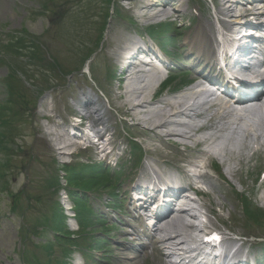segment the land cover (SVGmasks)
<instances>
[{
    "label": "rangeland",
    "instance_id": "374dc122",
    "mask_svg": "<svg viewBox=\"0 0 264 264\" xmlns=\"http://www.w3.org/2000/svg\"><path fill=\"white\" fill-rule=\"evenodd\" d=\"M135 1L137 2V0H116L114 13L106 18L105 14L108 8L104 0H0V107L13 109V115L12 111L6 109H3L1 113L6 110L5 115H8V119L11 120L10 126L14 127L17 133L14 135L13 143H8L11 148L8 154L9 165L5 169V175L0 177V264H25L21 255L25 227L29 228V232L36 229L31 226L30 222L41 220L45 213L49 214L50 206L55 201L59 202L61 199L64 207H72L74 203H80L66 197L64 186L70 183L68 182L69 174L65 172L63 164L104 163L105 153L112 149L108 154L110 161L115 163L114 159L118 157L117 162L119 163L127 158L134 167L136 162L132 155L129 156V149H132L133 142L130 136L134 135H137L134 137L138 139L139 143L141 142L139 145L142 151L137 152V155L143 154L140 164L150 162L156 165L159 162L157 158L150 159L148 143L152 146L156 145L163 154L168 156V160H177L170 149H165V142L153 140L154 137L149 138L140 127L133 126L132 122L135 120L124 113L125 104L130 105L134 95L132 93L124 95L123 91L131 86L136 79H121L117 75L115 67L121 53L128 45L129 33H133L135 37L140 34L135 33L134 25H128L127 22L121 20V17L138 22V26L144 28L148 25L146 23L151 21L146 15L152 11L151 7H143L147 11L140 8V22L134 15L129 16L118 5L121 2L127 7L133 8ZM197 1L200 4L201 1L204 2L203 7L206 14L211 12L210 19L218 26L213 11L215 12L216 8L224 7L223 0ZM181 3L183 5L191 4V1L181 0ZM108 7L110 9L111 5ZM189 17L187 11V13H182V17L176 21L177 23L168 20L164 24L150 26L149 30L153 29L154 32L171 23L173 24L171 28L174 30L161 36L156 34H151V36L155 41L165 44L176 56L182 57L185 53V50H182L185 36L193 35L191 26L194 23ZM105 20H107V27L103 31L102 25ZM147 34L141 33L143 38H147L149 36ZM12 35L18 37L20 41L16 54L4 46L10 41ZM121 36L124 37V40L118 42L117 39ZM169 36L174 38L173 41L166 39ZM51 57L55 60V67L47 66L45 63ZM16 69L20 72H24L25 69L33 81L25 78L24 73L22 75L16 73ZM9 74L11 78L15 76L22 82L26 89V96L19 92V86L22 87L19 81L16 86L13 83L14 90L8 89L6 79ZM147 81V77L139 79L136 82V87L143 86L145 89ZM132 86H135V83ZM137 88L136 90H139ZM85 93L95 99L99 108L98 112L104 116L103 123L98 125L100 128H106L107 133H102L103 139L98 143L92 142L95 141L91 135L92 130L84 122V126H80L81 130L76 129L77 126L71 125L69 122V120L72 121L70 116L73 112L72 108L74 109L78 105L77 101ZM36 94H38V99L34 104L25 103L27 100L31 101ZM151 109L152 107L147 105L140 111L137 109V113L140 117L153 119L154 117L150 116L154 113L151 112ZM15 111H18L19 114L16 115ZM130 111L133 112L132 109ZM243 119L244 117L240 119L235 117L234 119L231 116L226 118L227 123L221 121L222 128L217 127L219 133L216 130V135L221 137L220 140L212 138L208 144L213 155L219 158L223 167L229 172L234 169V166L230 164L231 159L228 158V154L233 157V152H229L231 148H234L231 142H240L239 140L242 139L245 133L241 126L244 124ZM140 121L142 120L140 119ZM9 128V126L0 125V131L6 130L9 133ZM165 130L167 129H159L160 132ZM13 132L14 130L9 135H13ZM7 140L9 141L10 137ZM226 145L228 146L226 147ZM225 154L226 156H224ZM199 157L200 155L196 152V158ZM7 160L5 152L0 150V164L6 163ZM179 161L180 159L177 160V162ZM125 164L129 168V164L127 162ZM191 165L194 166V163ZM196 168L194 166L192 170L196 172ZM242 170L247 177V186L250 187L252 173L246 169ZM28 178H30V183L25 186L27 182H24ZM242 181L245 182V178H242ZM254 181L255 178L253 183ZM219 182L220 180L215 178H212L209 185L205 182L204 186L211 189V192L200 198L201 202L206 207L215 209L219 207L220 211L216 210L217 215H205L203 222L206 227L203 228L223 227L235 235L244 233L264 237V216L260 219L261 222L247 223L241 213L239 202L232 199L234 194L230 193L225 197L224 193L226 192H223V189H227L226 184L220 185ZM237 182L238 180L235 181V184L238 186ZM72 183L76 184L77 182L72 181ZM21 186H25L22 188L27 189L31 194L27 195L31 202L23 216L19 212L12 213L9 209L12 194ZM109 190V188L96 187L90 192L99 193L100 198L105 199V194ZM247 190L250 192L248 195L253 199L258 194L264 201V187L262 190L258 188L253 191L252 187ZM260 203V205H264V202L260 201ZM68 214L73 216V208L68 210ZM72 216L67 218V221L69 227L74 229L77 225ZM88 228L90 229V226L85 230ZM97 230L103 231L104 229L102 225L98 226L96 223L92 232L95 233ZM53 238L51 230L45 232L42 237L31 234L29 235L30 241H26L27 249L33 247L30 246L32 243L41 244L52 241ZM250 239L252 238L250 237ZM250 239H247L248 243L251 241ZM91 241V238H88L87 241L82 239L80 243L86 245ZM248 246L246 244L244 248L246 249ZM56 248L57 251H60L59 246ZM255 248L260 254L259 249ZM111 250L110 262L112 264L129 262L127 253L115 248H111ZM36 251L42 254L39 249ZM77 253V251L71 252L67 258L71 264H80ZM93 253L94 256H98L101 251L95 250ZM98 263V260L94 259V264Z\"/></svg>",
    "mask_w": 264,
    "mask_h": 264
},
{
    "label": "bare ground",
    "instance_id": "6f19581e",
    "mask_svg": "<svg viewBox=\"0 0 264 264\" xmlns=\"http://www.w3.org/2000/svg\"><path fill=\"white\" fill-rule=\"evenodd\" d=\"M156 1L157 0H148V2L144 3L143 0H137V2L135 1L133 8L127 7L124 3L121 2H119L118 5L123 11L127 12L129 16L134 15L136 20H139L140 22L141 16L139 14V11L140 8L142 9L143 7L152 8L151 13H148L146 15V17H149V19L151 20L159 18L163 15L168 17L171 16V13L166 11L165 8L156 10ZM230 7L231 5H227L223 8H216L215 13L218 15H222V18H224V16H228V14L232 11ZM251 9L252 8L248 9L239 7L240 17L233 18L231 19V21L222 19L221 26L223 27L224 31L226 30L229 33L235 31L236 33L241 34L240 39H245L246 36H244V33H246V31L243 33L242 30L243 27L248 24V19L250 20L249 17L253 16L254 19H257L258 15L262 12V10L259 9H252L254 11H251ZM144 10L147 11V9ZM183 11V8H177L172 11L174 12L172 15L178 17L180 14H182ZM239 19H245L241 23V25L240 23H238ZM136 23L138 22H135V24ZM195 30L196 31L194 38L188 41H190L191 46H194L195 49H197L198 53H201L204 51L203 47H207V44L203 40V35H205V37H208L207 34L216 35L217 29L209 20H202ZM117 40L118 42H122L124 40V37L121 36ZM137 49L141 50L140 47H138ZM123 58L124 56L122 54L120 56V62L123 61ZM120 77L123 79H125L126 77L130 79H136V81L134 82L135 86H132V84H134L132 83L131 86H128L123 91L124 95L130 93L134 95L132 103H130V105L126 103V109L124 110L125 115L135 120L133 126L140 127L144 132L147 133V136L149 138L154 137L155 139L153 138V140L163 141L164 139H172L176 142H179L180 144H183L184 147H191L200 155L199 159L201 161H204L205 158L219 161V158L213 155L208 146L209 142L213 138L210 135V132H206L209 135H201L200 132L206 129L207 131L208 129L213 130L214 128L218 130L217 127H221L220 125H222L223 123H227L226 118H230L232 116L234 119L235 117H238L240 119L244 117V113H247L245 111L234 109V107L229 104H219L216 107V111L220 113L219 118H216L214 116L208 118L206 114L209 110L212 111V107L211 105H208L206 101L201 97V95L205 94V91L202 90V92L199 93L197 91H194L192 87L177 95V97H163L156 99L152 94V91L154 89L155 83L162 77L161 73L155 71L153 75L149 76L145 89L143 88V86L137 88L136 82H138L139 79H144L146 77V71L142 69L138 64L129 65L125 69L121 70ZM136 88L139 90H136ZM89 101L90 99H87L86 103H88ZM147 105L152 107L151 112L154 113L149 115L153 116V119H151V117L149 116V118L140 117L139 113H137V109L140 111V109H144V107ZM250 108L251 110L248 112L254 113L255 105H251ZM131 109L133 110V112L130 111ZM140 119L142 121H140ZM98 120H100V118ZM221 121H223L222 124H220ZM243 123L246 124L245 119H243ZM72 124L76 125L75 123ZM160 128H166L167 130L160 132ZM262 138H264L263 135H254L250 132V130L245 131L241 139L242 148L239 151H237V149L233 150L231 148L229 152H233V157L228 154V158L231 159L230 164L234 166V169H232L231 172L227 171L223 167L221 161H219L222 167V171L229 176H234L240 168V165L244 161H248V159L250 158L248 154L251 153L253 156L257 155L259 157L263 156L264 140ZM188 141H190V144L188 143ZM194 141L196 142L194 143ZM72 145H74V143H72ZM227 146L228 145H226V147ZM148 147L151 153L160 152L157 147L152 146L149 143ZM224 156H226V154ZM261 202H264L263 199H261ZM181 206L184 208L179 209L177 212L169 214L164 218H161L158 221V227L156 228L157 233H160L161 235L168 233L167 236L163 237V239H165V241L172 242L174 245H176V248L178 250L185 248V245L188 241H197L198 235L201 233V229L196 223V221L198 220L199 212L196 211L194 204H192L191 200H186L182 201ZM262 207H264V205ZM170 232H172L174 235L171 236ZM165 241L162 240L161 244L165 245ZM224 243L229 246L233 243V240H225ZM167 249L172 250L173 248L167 247ZM169 255L174 256L175 253L170 252ZM159 261L160 264H176L175 260L171 259L170 256H162L161 258H159Z\"/></svg>",
    "mask_w": 264,
    "mask_h": 264
}]
</instances>
